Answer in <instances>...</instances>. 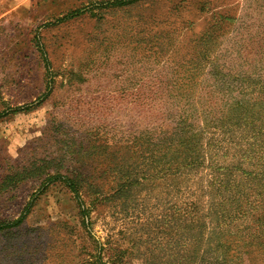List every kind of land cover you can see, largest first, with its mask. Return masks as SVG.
<instances>
[{
	"label": "rangeland",
	"instance_id": "obj_1",
	"mask_svg": "<svg viewBox=\"0 0 264 264\" xmlns=\"http://www.w3.org/2000/svg\"><path fill=\"white\" fill-rule=\"evenodd\" d=\"M0 264H264V0H0Z\"/></svg>",
	"mask_w": 264,
	"mask_h": 264
}]
</instances>
